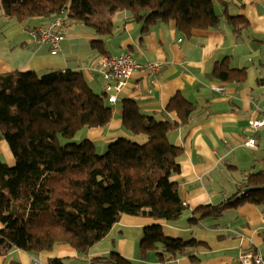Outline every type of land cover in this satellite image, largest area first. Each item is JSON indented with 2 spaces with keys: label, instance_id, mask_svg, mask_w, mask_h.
I'll use <instances>...</instances> for the list:
<instances>
[{
  "label": "trees",
  "instance_id": "16d2710c",
  "mask_svg": "<svg viewBox=\"0 0 264 264\" xmlns=\"http://www.w3.org/2000/svg\"><path fill=\"white\" fill-rule=\"evenodd\" d=\"M220 5L221 11L216 12L212 0L0 1L9 20L49 22L66 14L67 20L83 23L99 36L111 34L114 15L125 11L128 19L142 21L144 28L170 20L189 34L193 29L218 28L225 23L236 38H249L244 33L247 18L231 16L226 4ZM92 45L104 53L101 39ZM222 63L217 62L212 74L218 80H229L233 71ZM112 108L105 90L94 91L81 71L53 69L38 75L28 69L0 74V142L15 160L10 166L0 154V258H6L12 248L37 254L63 243L85 254L122 215L156 221L143 227L141 245L153 246L160 263L191 255L198 247L200 241L194 238L164 235L158 220L175 221L184 211L178 183L170 178L180 170L176 158L183 147L170 142L168 133L188 127L201 113V106L177 92L165 105L176 119L159 120L141 112L134 100L124 99V135L110 141L104 153H95L86 138L72 139L85 127L105 126ZM61 136L69 141L58 144ZM254 175L264 178L261 171L249 173L248 178ZM236 189L219 204L196 207L197 219L244 201L264 202L262 180L240 182ZM96 260L131 264L116 251ZM46 264L65 262L51 258Z\"/></svg>",
  "mask_w": 264,
  "mask_h": 264
},
{
  "label": "crops",
  "instance_id": "0c3cea01",
  "mask_svg": "<svg viewBox=\"0 0 264 264\" xmlns=\"http://www.w3.org/2000/svg\"><path fill=\"white\" fill-rule=\"evenodd\" d=\"M221 2L229 15L247 18L244 33L249 38H236L225 23L218 28L193 29L189 34L170 20H158L144 28L142 21L128 19L123 11L114 15L112 33L106 36H99L83 23L66 20L56 53L50 52L48 43L36 42L31 34L46 20H9L0 7V74L29 69L39 75L53 69H70L81 71L88 85L101 92L107 84L98 73L97 62L102 54L129 53L141 65H158L153 75L146 69L136 70L111 103L110 121L103 127L79 130L73 140L100 142L104 149L124 135V99L134 100L141 112L159 120L176 119L175 112L165 110V105L177 92L202 110L188 127H176L168 133L170 142L183 147L176 158L180 170L170 178L178 183L184 211L175 221L158 220L164 235L200 241L191 255L160 263L152 252L143 259L138 249L143 227L156 221L122 215L85 254L65 243L37 254L12 248L6 258H0V264H46L51 258L64 259L65 264H107L96 259L110 251L118 252L131 264H243L241 255L247 251L264 255V202L244 201L200 219L194 211L200 205L219 204L233 195L248 174L243 171H250L246 167H260L257 172L264 174V162L255 158L264 150V125L257 130L248 125V120L264 115V0H212L216 12L221 11ZM97 39H101L104 53L93 47ZM221 60L223 68L233 71L229 80H218L212 74ZM237 71L243 72L235 74ZM250 137L256 144L243 145ZM0 152L12 166L14 157L3 142ZM242 160L245 162L241 164ZM238 163L237 173L244 176L231 182L232 174L223 165L235 167Z\"/></svg>",
  "mask_w": 264,
  "mask_h": 264
},
{
  "label": "built area",
  "instance_id": "2783aa9c",
  "mask_svg": "<svg viewBox=\"0 0 264 264\" xmlns=\"http://www.w3.org/2000/svg\"><path fill=\"white\" fill-rule=\"evenodd\" d=\"M67 20L66 14L55 16L44 25H40L31 31V34L36 42L48 43L50 52L56 53L59 49L60 41L63 37V28ZM98 73L107 82L104 90L108 100L114 103L117 99V93L126 84L129 78L136 70L146 69L148 74L156 73L157 64L141 65L132 59L129 53H121L117 55H103L98 59ZM248 125L254 130L264 125V115L259 119L248 120ZM255 139L250 137L244 141L245 146H254ZM243 264H264V255L262 253L252 254L245 252L241 255ZM32 264H41L34 261Z\"/></svg>",
  "mask_w": 264,
  "mask_h": 264
},
{
  "label": "rangeland",
  "instance_id": "374dc122",
  "mask_svg": "<svg viewBox=\"0 0 264 264\" xmlns=\"http://www.w3.org/2000/svg\"><path fill=\"white\" fill-rule=\"evenodd\" d=\"M1 7V6H0ZM2 11V10H1ZM34 20V19H33ZM40 75V74H39ZM94 91H96V92H99V89H96V88H92ZM83 139V138H82ZM80 140V139H79ZM67 141H69V138H67V137H59L58 139H57V143L58 144H64L65 142H67ZM76 141H78V140H76ZM256 141V140H255ZM108 145V144H107ZM107 145H106V147L104 148V149H102L101 148V143L100 142H96V143H94L93 144V146H94V152L95 153H97V154H102V153H104L105 152V150H106V148H107ZM262 146H264V143L262 144ZM262 154L261 155H255V158L257 159V158H261V162H264V150H262V152H261ZM1 155H2V153H0ZM242 162H245V160H242L241 161V164H242ZM239 165V163L238 164H236V165H234L235 167H230L228 164H225V165H223V167H224V169L227 171V172H229V173H231L232 174V176H231V182H234L236 179H238V178H241L242 176H244L245 174H249V173H257V171H258V169L260 168H257V169H253V170H251V167H246L245 168V170H250V171H243V174L244 175H242V176H240L239 177V175H238V173H237V170H236V167ZM258 166H261L260 164H258ZM248 174L245 176V178H243V179H241V180H244V181H247V183L249 184V183H251V182H254L255 180H262V181H264V178L263 177H260V178H258L260 175H262V174H260V175H254V176H251V177H249L248 178ZM142 239H143V237H142ZM142 241V240H141ZM141 241H139V245H138V249H139V251L141 252V256H142V258L143 259H146L152 252L154 253L155 251H154V248H153V246L152 247H144V245H141ZM154 255H155V253H154ZM155 257H156V255H155ZM157 258V257H156ZM94 263V262H93Z\"/></svg>",
  "mask_w": 264,
  "mask_h": 264
},
{
  "label": "water",
  "instance_id": "95a60500",
  "mask_svg": "<svg viewBox=\"0 0 264 264\" xmlns=\"http://www.w3.org/2000/svg\"><path fill=\"white\" fill-rule=\"evenodd\" d=\"M254 188V187H251V189Z\"/></svg>",
  "mask_w": 264,
  "mask_h": 264
}]
</instances>
